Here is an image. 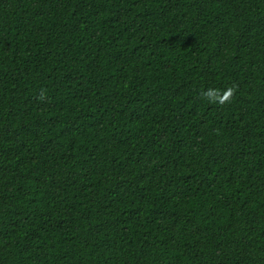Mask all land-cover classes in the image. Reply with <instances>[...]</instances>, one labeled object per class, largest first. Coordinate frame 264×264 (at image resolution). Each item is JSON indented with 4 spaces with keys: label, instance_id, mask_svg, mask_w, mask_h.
Wrapping results in <instances>:
<instances>
[{
    "label": "trees",
    "instance_id": "trees-1",
    "mask_svg": "<svg viewBox=\"0 0 264 264\" xmlns=\"http://www.w3.org/2000/svg\"><path fill=\"white\" fill-rule=\"evenodd\" d=\"M0 264H264V0H0Z\"/></svg>",
    "mask_w": 264,
    "mask_h": 264
},
{
    "label": "clouds",
    "instance_id": "clouds-1",
    "mask_svg": "<svg viewBox=\"0 0 264 264\" xmlns=\"http://www.w3.org/2000/svg\"><path fill=\"white\" fill-rule=\"evenodd\" d=\"M238 86L235 84L228 86L227 88L220 90L215 88H209L201 94V98L206 100L210 104L226 105L232 102ZM46 90H42L40 93V99H46Z\"/></svg>",
    "mask_w": 264,
    "mask_h": 264
}]
</instances>
